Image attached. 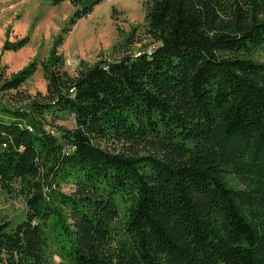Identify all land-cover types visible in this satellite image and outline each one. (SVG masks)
Returning a JSON list of instances; mask_svg holds the SVG:
<instances>
[{"label":"trees","instance_id":"trees-1","mask_svg":"<svg viewBox=\"0 0 264 264\" xmlns=\"http://www.w3.org/2000/svg\"><path fill=\"white\" fill-rule=\"evenodd\" d=\"M51 1L66 32L104 0ZM145 23L151 53L44 61L41 98L18 91L36 62L0 70V186L25 199L0 264H264V0H149Z\"/></svg>","mask_w":264,"mask_h":264},{"label":"rangeland","instance_id":"rangeland-1","mask_svg":"<svg viewBox=\"0 0 264 264\" xmlns=\"http://www.w3.org/2000/svg\"><path fill=\"white\" fill-rule=\"evenodd\" d=\"M149 0H104L94 11L79 19L71 30L65 32L77 10L70 1L59 4L51 0H0V70L5 77L15 74L31 62H36L35 72L18 89L25 95L36 97L47 93V80L43 62L57 54L63 69L75 76L79 71L99 60H116L126 54L139 56L153 51L157 46L146 33V6ZM27 42L18 49H4L21 39ZM16 90L0 93V99L16 103ZM51 123L73 128L70 114L60 118L46 114ZM54 120V121H53ZM55 132L53 126H46ZM234 187L245 184L235 176H228ZM66 192L72 185H63ZM25 199L19 193H9L0 186V222L9 220L14 228L24 217ZM56 255L53 264H61Z\"/></svg>","mask_w":264,"mask_h":264},{"label":"built area","instance_id":"built-area-1","mask_svg":"<svg viewBox=\"0 0 264 264\" xmlns=\"http://www.w3.org/2000/svg\"><path fill=\"white\" fill-rule=\"evenodd\" d=\"M148 53H151V51H149Z\"/></svg>","mask_w":264,"mask_h":264}]
</instances>
